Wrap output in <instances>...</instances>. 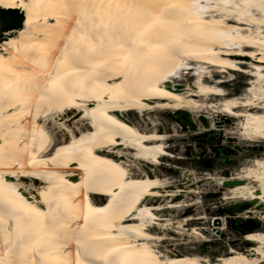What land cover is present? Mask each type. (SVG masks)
<instances>
[{
    "label": "bare ground",
    "instance_id": "1",
    "mask_svg": "<svg viewBox=\"0 0 264 264\" xmlns=\"http://www.w3.org/2000/svg\"><path fill=\"white\" fill-rule=\"evenodd\" d=\"M48 2L0 0L1 9H18L24 16L23 28L14 30L5 41L0 42V76L4 79L27 78L34 81L39 77L42 81V73L52 71L55 57L60 56V52L55 51L48 58L45 52L51 45V35L61 31L56 28L55 17L60 16V23L63 24V11L59 8H33L29 14L24 9L13 7V4L19 3ZM219 2L211 0L213 6ZM44 11L51 13L47 21L43 16ZM222 12L224 10L220 9L207 15L208 20L219 22L214 29H194L191 38L185 39L187 51L200 55H178L152 71L137 72L125 64L122 59L124 54L117 52L119 58L97 70L95 95L101 97L99 100L80 99L77 93L59 112L54 110L47 118L41 114L24 124L9 121L12 110L6 105L0 106V121H4L0 124V146L5 145V135L10 144L19 141L16 151L23 165H13L7 158L0 160V174H3L4 182L14 186L29 205L42 212L49 210V202L55 208L57 202L63 207L67 201L80 217L73 222V228L78 224L83 225V215L91 210H106L95 216V224L91 223L93 217L90 216V228L94 235L115 237L100 241L99 245H132L135 249L146 250L152 264H264V231L261 230L244 235V241L250 243L247 250L231 248L214 260L195 253L163 254L158 249L159 243L165 239V232L159 234L157 230L169 229L175 234H183L189 221L206 219L205 215L185 216L171 222L168 210L193 205L183 197L188 193H199L193 189L197 182H209L214 178L207 175L200 181H190V184L187 182L170 189L173 185L169 179L154 173V169L161 165L162 158H174L167 151L170 136L157 131L155 119H148L146 114L150 115L156 110L173 111L181 126L194 133L199 131V122L193 112L211 113V116H203L209 128L213 126V115L222 114L235 119L236 122L232 124L236 126V138L248 142L258 139L264 143V92L261 91V77H264V57L261 55L264 53V47L261 46L264 42V25L258 23L261 15L253 10L251 17L234 20L231 17L222 19ZM29 19L31 25L28 24ZM213 30L224 32L225 35L214 36L211 34ZM45 33H49V37L46 38ZM55 47L62 48L63 45L61 43ZM181 72L194 77L192 85L183 87L176 83ZM214 73L223 76L215 79ZM232 73L246 76L245 85L238 95L222 87L223 83L231 81L228 77ZM60 74L63 75V70ZM71 111L78 112L76 120L82 123L84 129L75 133L59 120L56 125L66 133L67 139L54 144L47 124ZM16 115H19V110ZM143 122L151 129H145ZM33 123L35 141L32 139ZM41 132L46 136L42 137ZM42 144L45 145L43 149ZM119 150L125 152L120 154ZM9 151L11 149L5 150V157ZM129 158L141 164L146 171H140L137 164H129ZM13 172L16 175H12ZM86 176L88 191L85 194L81 186ZM260 177H264V156L247 159L235 176L219 178L217 184L224 189L222 199L227 202V209L239 207L236 213L244 209L245 214L259 213L254 222H264V179ZM24 180H30L34 186V181L39 182L38 195L28 193L23 185ZM133 202L135 204L130 213L122 215ZM214 220L219 221L220 218L214 217ZM202 229L192 227L189 231L203 241H208L200 232ZM70 251L74 259V242H71ZM0 257L13 259L11 255L5 256L2 243Z\"/></svg>",
    "mask_w": 264,
    "mask_h": 264
},
{
    "label": "snow or ice",
    "instance_id": "2",
    "mask_svg": "<svg viewBox=\"0 0 264 264\" xmlns=\"http://www.w3.org/2000/svg\"><path fill=\"white\" fill-rule=\"evenodd\" d=\"M13 7L29 14L33 8H59L64 13L63 24L60 16L55 17L56 28L61 31L51 35V45L45 52L46 58L55 51H59L60 56L55 57L52 71L42 73V81L39 77L33 81L27 78L6 80L0 76V106L6 105L12 110L8 119L19 124L41 114L47 118L54 110L59 112L77 93L80 99L99 100L101 97L95 95L97 70L119 58L117 52H122L125 64L137 72L152 71L178 55H200L187 51L184 41L191 38L194 29H214L219 22L207 19L210 12L223 9L222 19L240 20L244 16L251 17L255 10L261 15L258 23L264 25V0H220L214 6L211 0H49L47 4L19 3ZM50 14L43 12L45 21ZM28 24H32L31 19ZM211 34L225 35L214 30ZM44 35L49 37V33ZM61 43L62 48L55 47ZM261 46L264 47V42ZM261 55L264 57V53ZM62 70L63 75L60 74ZM261 84L264 92V77H261ZM31 126L35 141V124ZM41 136L46 134L41 132ZM4 140L5 145L0 146V160L7 158L11 164L23 167L16 151L19 141L10 144L7 135ZM44 146L42 144L41 149ZM7 149L11 151L5 157ZM81 187L86 194L87 176ZM134 204L122 215H128ZM105 212L104 209L91 210L83 215V225L73 228V222L80 217L67 201L63 207L57 202L55 208L49 202V210L42 212L29 205L0 174V243L5 256L13 257L11 260L0 257V264H152L146 250L135 249L132 245H99L100 241L115 239L94 235L90 228V216L93 217L91 223L95 224V216ZM71 242L76 245L74 259Z\"/></svg>",
    "mask_w": 264,
    "mask_h": 264
},
{
    "label": "rangeland",
    "instance_id": "3",
    "mask_svg": "<svg viewBox=\"0 0 264 264\" xmlns=\"http://www.w3.org/2000/svg\"><path fill=\"white\" fill-rule=\"evenodd\" d=\"M13 33L14 30L3 32L0 21V42L5 41L8 35ZM222 76L219 73H214L215 79L222 78ZM228 78H231V81L223 83L222 87L231 94H240L245 85L246 76L232 73L231 77ZM193 80L194 77L181 72L176 83L183 87L185 85L190 86L193 84ZM78 115V112L71 111L49 121L47 127L52 134L54 144L67 139L66 133L58 129L56 125L59 120H62L75 133L84 129L82 123L76 120ZM206 115L211 116V113L193 112L194 118L199 122V131L194 133L181 126L178 116L173 111L156 110L150 115L146 114L148 119H155L156 125L154 127L157 131L165 132L170 136L167 140V144L170 145L167 151L174 158H162L161 165L154 169L157 176L169 179L173 185V188L170 189H175L180 184H190L194 180L200 181L207 175L214 178L209 182H197L193 189L198 190L199 193H188L183 197L187 202L191 201L193 205L181 207L178 210H168V215H170L168 218L171 219V222L181 220L185 216L205 215L206 219L189 221L183 234H175L169 229L157 230L159 234L165 232V239L158 246L159 251L163 254L165 252L195 253L214 260L218 256L225 255L231 248L237 251L247 250L250 243L244 241V235L254 230L264 231V222H254L256 216L259 217V213L247 212L245 214L246 209L239 213L236 211L232 213L228 210L227 202L222 199L224 189L217 184L219 178L235 176L247 162V159L264 156V143L258 139L248 142L236 138V126L232 124L236 122L235 119L222 114L213 115V126L209 128L208 121L203 119V116ZM131 118L136 120L134 116ZM142 126H145V129H151V126H148L146 122H143ZM123 152L125 151L119 150L120 154ZM128 163L137 164V161L129 158ZM137 167L140 171H146L141 164H137ZM34 182L35 186L30 180H24L23 185L29 194L35 195L37 193L38 195L39 182ZM40 199L41 201L44 200L42 197ZM195 200L199 202L196 203ZM245 216L249 218H245ZM214 217H219L220 220L216 221ZM173 225L175 226L176 223ZM192 227H203L200 232L208 241H203V239L192 235L189 231Z\"/></svg>",
    "mask_w": 264,
    "mask_h": 264
},
{
    "label": "trees",
    "instance_id": "4",
    "mask_svg": "<svg viewBox=\"0 0 264 264\" xmlns=\"http://www.w3.org/2000/svg\"><path fill=\"white\" fill-rule=\"evenodd\" d=\"M0 21L3 32L23 28L24 16L18 9H1Z\"/></svg>",
    "mask_w": 264,
    "mask_h": 264
},
{
    "label": "water",
    "instance_id": "5",
    "mask_svg": "<svg viewBox=\"0 0 264 264\" xmlns=\"http://www.w3.org/2000/svg\"><path fill=\"white\" fill-rule=\"evenodd\" d=\"M192 127H194V125H192ZM228 210H230L232 213L234 212V211H238L239 210V207L238 208H234V209H232V208H230V209H228Z\"/></svg>",
    "mask_w": 264,
    "mask_h": 264
}]
</instances>
